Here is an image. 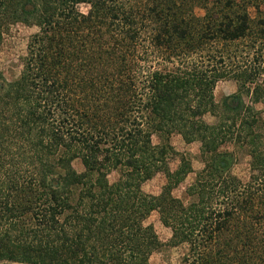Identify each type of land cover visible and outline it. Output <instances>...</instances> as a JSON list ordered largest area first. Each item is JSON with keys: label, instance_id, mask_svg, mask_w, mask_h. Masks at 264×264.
Returning a JSON list of instances; mask_svg holds the SVG:
<instances>
[{"label": "trees", "instance_id": "1", "mask_svg": "<svg viewBox=\"0 0 264 264\" xmlns=\"http://www.w3.org/2000/svg\"><path fill=\"white\" fill-rule=\"evenodd\" d=\"M17 23L37 30L18 76L0 73V264H151L153 211L186 246L175 264H264V0H0V44ZM173 134L204 161L188 203Z\"/></svg>", "mask_w": 264, "mask_h": 264}, {"label": "rangeland", "instance_id": "2", "mask_svg": "<svg viewBox=\"0 0 264 264\" xmlns=\"http://www.w3.org/2000/svg\"><path fill=\"white\" fill-rule=\"evenodd\" d=\"M80 9L82 11L86 10L85 5H81ZM198 14H202L201 9H197ZM37 27L27 26L23 23H17L8 28L3 36V40L0 44V73H2L7 79H12L18 76L21 70L20 58L25 54L26 44L30 34L35 32ZM236 92L235 82L228 79H221L216 83L214 89L215 101L218 104H222L223 98L230 96ZM258 109H262L261 104L256 105ZM261 116V128L259 132L264 138V113ZM205 120L209 123L215 121V117L211 114L205 115ZM163 138L159 134L153 136L154 143L162 142ZM170 143L174 148L184 153L186 158L190 161L192 166V171L187 173L184 179L173 189V194L179 197L184 203L190 201L189 196L186 194V188L191 185L196 175L203 169L204 161L200 156V143L194 141L192 143L186 144L182 137L178 134H173L170 138ZM219 150L221 152H232L234 162L231 166V171L242 181H247L250 175V157L244 148H236L231 143H224L220 146ZM180 164L179 156H171L169 166L171 170H176ZM74 167L81 171L82 165L79 160L73 162ZM110 182L117 179V173L112 172L108 177ZM166 182V177L163 172H158L151 179L145 181L142 184V189L146 193L158 194L164 183ZM147 223H150L158 235L159 240L162 245L159 249L155 250L150 256L151 264H175L178 263L183 254L186 252L185 245L170 246L168 245L169 238L171 236V231L166 227L159 218L156 211H153L147 219Z\"/></svg>", "mask_w": 264, "mask_h": 264}]
</instances>
